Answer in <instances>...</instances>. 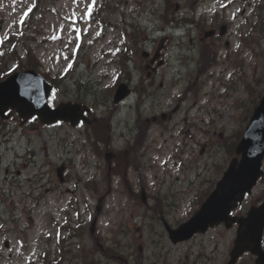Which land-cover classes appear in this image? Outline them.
I'll return each instance as SVG.
<instances>
[{"label": "rangeland", "instance_id": "1", "mask_svg": "<svg viewBox=\"0 0 264 264\" xmlns=\"http://www.w3.org/2000/svg\"><path fill=\"white\" fill-rule=\"evenodd\" d=\"M103 1L0 0V65L16 67V59L3 52L8 47L23 63L38 62L43 74L66 75L60 81L66 92L51 95L55 104L75 97L77 80L90 82L91 91L98 85L96 105L92 97L88 100L96 108L89 127L46 126L37 120L21 125L13 114L10 131L0 134V264H27L45 249L54 258L59 238L70 235V224L75 236L60 249L64 260L76 264H226L236 225H217L175 244L162 217L178 226L197 212L200 196L212 190L231 160L232 151L225 148L245 131L264 95V8L257 18L259 0H249L246 16L238 10L239 26L244 21L255 26L243 40L232 30L227 48L221 39L202 43L203 35L192 32L189 22L217 28L230 21L232 9L227 17L223 13L225 0H214L213 7L205 0H107L109 6L100 13L89 9ZM23 33L26 42L19 39ZM125 34L137 36L138 42L123 73L125 53L110 58L116 49H126ZM198 41L204 53L218 52L206 75L200 74ZM26 49L35 59L25 56ZM146 50L160 52L165 60L150 68L152 76L142 54ZM125 79L134 88L144 82L160 101L145 94L146 104L139 108L136 92L116 106L113 97ZM139 111L148 134L134 143ZM162 112L172 113L164 122L159 119L166 126L154 119ZM103 113L112 125L107 145V125L93 123ZM107 151L115 154L111 162ZM120 151L126 153L124 170H116ZM218 163L224 164L220 172ZM63 164L61 181L57 167ZM263 198L264 178L235 213L245 215ZM120 253L124 261L116 258ZM245 263L252 264L249 255L239 261Z\"/></svg>", "mask_w": 264, "mask_h": 264}, {"label": "water", "instance_id": "2", "mask_svg": "<svg viewBox=\"0 0 264 264\" xmlns=\"http://www.w3.org/2000/svg\"><path fill=\"white\" fill-rule=\"evenodd\" d=\"M50 88L33 70L14 74L0 83V114L9 107H14L23 117L38 114L42 121L47 123L63 118L71 119L75 124L86 108L80 104L67 103L52 110L47 104ZM128 93L129 88L123 84L117 90L115 101H120ZM238 152L243 153L242 160L239 162L238 158L233 159L217 189L201 209L178 229H168L173 241L177 242L189 239L199 231L205 232L210 225L225 221L227 227H230L238 220L239 235L229 264H233L237 257L248 249L259 255L258 264H264V251L261 247L264 203L253 207L245 218L239 219L230 215L231 209L243 200L247 191H251L262 173L260 167L264 157V98L255 110L246 135L238 146Z\"/></svg>", "mask_w": 264, "mask_h": 264}, {"label": "trees", "instance_id": "3", "mask_svg": "<svg viewBox=\"0 0 264 264\" xmlns=\"http://www.w3.org/2000/svg\"><path fill=\"white\" fill-rule=\"evenodd\" d=\"M133 38H134V43L136 44V42H138V37H132V35L130 34V42L133 43ZM91 88H92V84L90 83H87L86 85L84 86H80L79 87V92H78V96H77V99L78 100H85V97L88 95V94H91L93 91H91ZM85 89V93L83 94L82 90Z\"/></svg>", "mask_w": 264, "mask_h": 264}]
</instances>
